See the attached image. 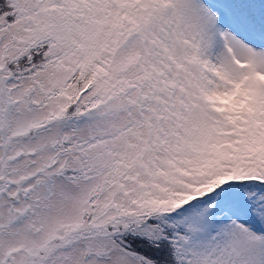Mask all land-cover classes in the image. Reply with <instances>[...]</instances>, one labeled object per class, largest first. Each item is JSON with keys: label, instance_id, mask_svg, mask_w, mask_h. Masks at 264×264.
Returning a JSON list of instances; mask_svg holds the SVG:
<instances>
[{"label": "snow or ice", "instance_id": "snow-or-ice-1", "mask_svg": "<svg viewBox=\"0 0 264 264\" xmlns=\"http://www.w3.org/2000/svg\"><path fill=\"white\" fill-rule=\"evenodd\" d=\"M0 264H264V0H0Z\"/></svg>", "mask_w": 264, "mask_h": 264}]
</instances>
